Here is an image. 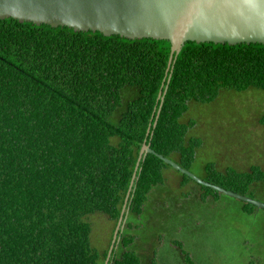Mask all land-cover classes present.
Masks as SVG:
<instances>
[{
  "label": "trees",
  "instance_id": "trees-1",
  "mask_svg": "<svg viewBox=\"0 0 264 264\" xmlns=\"http://www.w3.org/2000/svg\"><path fill=\"white\" fill-rule=\"evenodd\" d=\"M168 52L166 41L0 20V264H103L143 140L187 170L201 144L186 135L193 121H180L187 103L209 104L220 91L264 92V45L185 42L164 75ZM165 168L153 154L139 161L127 214L141 213ZM203 171L202 181L242 196L264 185L257 165L218 171L207 162ZM188 181L181 175L180 185ZM200 188V200L219 194ZM95 213L113 223L101 253L89 244L86 218ZM117 236L107 264H139L128 249L135 237Z\"/></svg>",
  "mask_w": 264,
  "mask_h": 264
},
{
  "label": "rangeland",
  "instance_id": "rangeland-1",
  "mask_svg": "<svg viewBox=\"0 0 264 264\" xmlns=\"http://www.w3.org/2000/svg\"><path fill=\"white\" fill-rule=\"evenodd\" d=\"M264 92L220 91L209 104L187 103L181 122L193 121L186 135L200 140L187 171L206 179L203 165L212 162L218 171L229 166L245 171L250 165L264 168ZM169 160L176 161L171 155ZM163 182L151 188L139 215L127 214L135 237L129 246L139 264H183L177 241L192 264H264V210L249 207L221 193L200 200L193 181L180 185L181 175L165 168ZM243 196L264 204V185L254 183ZM89 244L98 253L105 250L113 223L99 213L89 215Z\"/></svg>",
  "mask_w": 264,
  "mask_h": 264
},
{
  "label": "water",
  "instance_id": "water-1",
  "mask_svg": "<svg viewBox=\"0 0 264 264\" xmlns=\"http://www.w3.org/2000/svg\"><path fill=\"white\" fill-rule=\"evenodd\" d=\"M7 18L35 26L66 27L74 32H98L103 37L166 41L169 52L164 75L171 69L175 56L185 42L228 46L264 45V0H0V20ZM168 79L169 74L166 84ZM166 84L162 92L159 90L157 93L156 101L159 103L151 128L155 126ZM145 136H151L149 126ZM146 154H153L172 170L199 186L264 210L262 203L194 177L176 163L155 154L143 140L103 264H107L114 244L118 241L117 233L125 221L127 199L135 172L139 161Z\"/></svg>",
  "mask_w": 264,
  "mask_h": 264
}]
</instances>
